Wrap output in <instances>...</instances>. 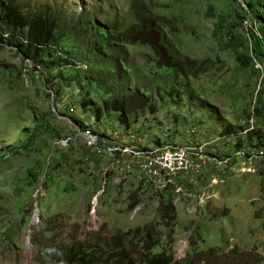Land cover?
I'll return each instance as SVG.
<instances>
[{"label": "rangeland", "instance_id": "1", "mask_svg": "<svg viewBox=\"0 0 264 264\" xmlns=\"http://www.w3.org/2000/svg\"><path fill=\"white\" fill-rule=\"evenodd\" d=\"M254 1L0 0V17L7 3L56 17L54 42L31 55L0 22V264H53L48 255L78 241L107 252L116 233L138 250L147 226L171 264H264V0L252 11ZM140 23L185 74L129 42ZM173 147L194 169L153 181L145 156Z\"/></svg>", "mask_w": 264, "mask_h": 264}, {"label": "trees", "instance_id": "2", "mask_svg": "<svg viewBox=\"0 0 264 264\" xmlns=\"http://www.w3.org/2000/svg\"><path fill=\"white\" fill-rule=\"evenodd\" d=\"M262 0H256L248 4L250 10H255L257 4ZM0 22L8 30L9 38L7 44L13 47L19 43H23L27 55L43 52L54 42V33L56 30V17L52 13L44 14H25L12 3H7L2 9ZM137 34L129 42L141 43L147 45L156 57L157 64L167 69H176L182 74L181 66L177 63L167 48L164 46L159 32L153 25L145 26L142 23ZM1 39V38H0ZM124 40V38H123ZM193 63V62H190ZM110 109L120 111L126 114L121 99H115ZM235 133V132H231ZM228 136V135H227ZM253 139V137H252ZM256 141H260L259 137H254ZM145 233L142 248L133 250L128 247L127 234L116 233L114 236L105 239L108 246L107 252H95L89 249L84 242H75L60 249L54 250L53 254L48 255V259L53 264H171L173 258L171 254L164 251L153 253L155 242L149 235V226L144 227ZM129 244V243H128ZM111 245L112 247H109ZM107 259L108 263H104L101 259Z\"/></svg>", "mask_w": 264, "mask_h": 264}, {"label": "built area", "instance_id": "3", "mask_svg": "<svg viewBox=\"0 0 264 264\" xmlns=\"http://www.w3.org/2000/svg\"><path fill=\"white\" fill-rule=\"evenodd\" d=\"M262 154L263 150L260 151ZM192 161L185 148L173 147L146 155L143 169L153 181L161 182L162 177L173 179L193 168Z\"/></svg>", "mask_w": 264, "mask_h": 264}]
</instances>
